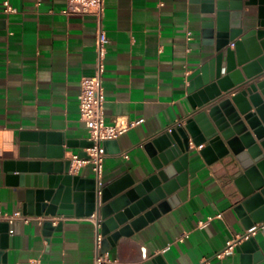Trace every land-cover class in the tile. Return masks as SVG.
Listing matches in <instances>:
<instances>
[{"label": "crops", "instance_id": "1", "mask_svg": "<svg viewBox=\"0 0 264 264\" xmlns=\"http://www.w3.org/2000/svg\"><path fill=\"white\" fill-rule=\"evenodd\" d=\"M5 1L0 0V211L12 213L23 211L22 184L56 175V165L90 148L79 95L82 79L95 74L99 28L92 14H64L67 0H8L12 12ZM221 2L106 0V123L138 124L106 148L104 184L128 178L138 185L154 176L147 144L192 116L191 85L194 93L217 80ZM69 174L95 179L89 165ZM251 187L233 156L208 164L193 152L179 205L165 213L155 207L152 221L115 246L108 243L105 254L112 264H240L235 249L223 258L218 254L248 231L237 208ZM61 217L49 226L17 222L0 232V264H95L94 222ZM262 230L252 236L260 249L257 260L250 254L253 264H264Z\"/></svg>", "mask_w": 264, "mask_h": 264}, {"label": "water", "instance_id": "2", "mask_svg": "<svg viewBox=\"0 0 264 264\" xmlns=\"http://www.w3.org/2000/svg\"><path fill=\"white\" fill-rule=\"evenodd\" d=\"M216 30L221 62L217 80L194 93L191 85L195 100L192 116L184 126L171 128L147 144L157 170L154 176L138 185L128 178L104 184L100 198L96 179L70 175L72 162L68 159L56 165L60 167L56 175L21 185L25 189L24 214L55 218L96 213L105 254L109 244L115 246L122 237L152 221L155 207L165 213L179 205V197L186 194L191 155L197 152L208 164L229 156L237 160L252 182L243 192L237 213L247 230L264 224V80L258 81L264 76V0L219 3ZM112 142H105V149ZM59 157L63 159L65 151ZM8 226L0 224V232H6ZM259 251L253 237L235 246L240 264H253L250 254L256 259Z\"/></svg>", "mask_w": 264, "mask_h": 264}, {"label": "built area", "instance_id": "3", "mask_svg": "<svg viewBox=\"0 0 264 264\" xmlns=\"http://www.w3.org/2000/svg\"><path fill=\"white\" fill-rule=\"evenodd\" d=\"M41 2L42 0H37L38 5H40ZM4 4L7 12L13 11L8 0H6ZM105 10L106 0H67V7L63 10V13L66 15L92 14L95 16L99 28L96 43L97 59L95 74L82 79L81 91L79 95L80 119L89 131V139L93 143V146L85 151L87 154L86 157H80L79 154H73L70 160L72 162L71 168L74 171H78L81 167L88 165L92 167L97 181V195L100 198L102 196V188L104 186L103 176L107 157L104 143L107 141L117 140L121 135L125 134L129 129L138 124L137 122H117L113 125H108L106 123L104 113L105 95L103 77L106 71L105 62L108 53L109 40L102 24ZM58 219H62V217L53 218L31 216L24 214L22 210L12 213L0 211V223L4 222L9 225H14L17 222L29 224L33 221H38L40 224L46 221H51L53 224H56ZM88 219L93 221L97 228L95 264L114 263V261L109 258L108 254H103L101 252L103 237L99 232L101 221L98 219V215L94 213L92 216L88 217ZM261 229H264V224L252 227L239 241L229 242L226 249L218 254V257L223 258L225 256L232 255L236 245H238L241 241L247 240L248 238L256 235V233ZM32 264L40 263L33 262Z\"/></svg>", "mask_w": 264, "mask_h": 264}]
</instances>
